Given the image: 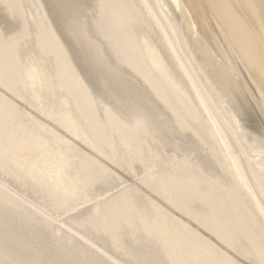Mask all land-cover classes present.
I'll return each mask as SVG.
<instances>
[{
    "label": "bare ground",
    "instance_id": "1",
    "mask_svg": "<svg viewBox=\"0 0 264 264\" xmlns=\"http://www.w3.org/2000/svg\"><path fill=\"white\" fill-rule=\"evenodd\" d=\"M20 1L33 38L0 53L15 67L0 70V101L38 52L29 74L48 135L20 157L57 206L140 172L162 142L167 167L126 186L125 217L87 210L90 239L0 181V264H264V0ZM19 24L0 3V29ZM24 128L19 151L33 140ZM248 144L255 162L240 154ZM167 148L186 156L172 165Z\"/></svg>",
    "mask_w": 264,
    "mask_h": 264
},
{
    "label": "rangeland",
    "instance_id": "2",
    "mask_svg": "<svg viewBox=\"0 0 264 264\" xmlns=\"http://www.w3.org/2000/svg\"><path fill=\"white\" fill-rule=\"evenodd\" d=\"M0 3L3 4L8 10L17 14L19 16L20 21L19 26L15 29L9 31L0 29V37L4 41L3 44H0V53H2L1 57L5 58L10 52V42H12L13 39L16 38L17 41L28 44L32 40L33 36L29 29L27 31L28 17L24 12L23 3L20 0H0ZM189 17L193 19L192 15H189ZM37 55H39L38 52H28L25 57V66L20 74V77L14 89L9 93L5 94L4 102L0 101V137L3 138V141L0 142V153L4 152L5 155L7 151H10L12 155L11 160L9 161L11 167L9 169H2L0 167V181L10 188V190L9 188H7L10 192H18L17 197L21 195V197L23 198L22 199L21 197H18L19 199H21L20 201L22 202L24 199L26 200L22 202V204L26 207L30 208L32 205L33 207H31V209H34L36 205L37 207L39 206L47 212H52V207H47V204L54 205V208L61 212L58 218H66L67 226L70 228L73 234H75L76 236H84L85 234L90 239L93 237V234H95V231L90 227L89 223H86V220L90 215L87 210H90V208L92 206H95L96 203L101 202L104 205L108 204V206L114 211V213L112 212L113 215H111V217L115 218L113 222L125 217V213L128 211V209L131 210L132 207L131 204H129L128 202L130 193L126 195L124 193L126 190V186L130 182H135L141 178L148 176L149 173H162L163 168L167 167L166 162L163 161V142L161 143V139L159 136L153 135L155 140L161 143V152L158 154V151L156 149H154L153 152H149L150 160L147 162V165H145V163L144 165H137L138 168L143 166L140 172L129 170V172L126 173L129 174L128 177L123 178L126 175L125 174L121 177V179L113 178V180H117L116 183L111 186H107L108 184L104 185L106 186L105 189L97 190L96 192L93 191L95 190L93 189V185L92 187H86L85 189L88 191V193H91L90 198H85L84 195H82L73 199L70 206H68L67 208L62 209L61 207H58V201L49 196L51 188L41 183H38V180L32 173L33 168L29 165H26L25 157H20L21 152H24L26 155V150L31 146L33 142L38 143L40 141H43L44 136L48 135L46 134L45 130L47 121L40 113L41 111H39L40 101L36 97L37 90L40 87V83L37 80L34 81V79L29 74V71L31 69L30 64L36 61L33 65L37 67ZM37 68H39V66ZM0 70L2 72H5L7 77L10 74L14 75L15 73V67H13L12 64H9L7 61L4 60L0 61ZM239 74L241 77L244 78L242 72H239ZM245 76H247V74ZM247 77L249 78V76ZM249 84L253 86L250 80ZM209 86L211 87V84ZM215 92L217 93L218 91ZM3 105L12 110L16 109L17 114H8L6 116H3L1 112V108L3 107ZM32 105L36 107V110L33 114H29L28 108ZM160 105L162 104L160 103ZM24 125L32 128L31 131L33 140L30 141L28 139H24L23 142H20L23 143V150L19 151L14 147V144L19 143L18 135H22ZM254 139H256V137ZM231 140L233 144L234 140H237L241 145H244L242 140H238L232 137ZM248 146L250 148L241 147V150L239 149L240 154H242L245 158L249 159L250 161L255 162V157L257 158V156H259V152L254 145L248 144ZM167 150L177 156L176 157L168 155L169 162H171L172 165H174V163L179 159H182L186 156L183 153H181V155L176 154L172 148H167ZM225 152L226 151H224L223 147V153ZM4 155L0 156V160L3 158ZM16 162H18L20 166L16 165ZM19 167L21 170H28V172L25 175L17 173ZM113 180L110 179V183H112ZM96 186L97 185H95V187ZM11 189H14V191H11ZM113 195L115 196L111 200ZM150 197H148L147 195L144 196V200L148 204H151L152 197L151 200ZM29 202H31L32 204L30 203V205H28ZM121 205L123 207L122 209L124 210H121V213H117V208H120ZM80 212L82 214H80ZM153 213L154 204L152 203L149 214L150 222L154 221V219L152 218ZM87 227L90 228V232H87Z\"/></svg>",
    "mask_w": 264,
    "mask_h": 264
}]
</instances>
